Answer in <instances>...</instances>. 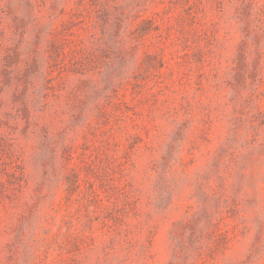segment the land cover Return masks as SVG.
<instances>
[{
    "label": "rangeland",
    "instance_id": "1",
    "mask_svg": "<svg viewBox=\"0 0 264 264\" xmlns=\"http://www.w3.org/2000/svg\"><path fill=\"white\" fill-rule=\"evenodd\" d=\"M0 264H264V0H0Z\"/></svg>",
    "mask_w": 264,
    "mask_h": 264
}]
</instances>
